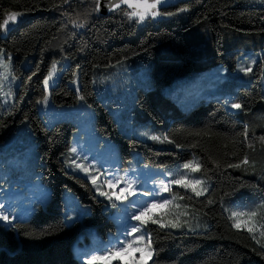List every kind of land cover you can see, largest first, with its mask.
<instances>
[{
  "label": "trees",
  "instance_id": "trees-1",
  "mask_svg": "<svg viewBox=\"0 0 264 264\" xmlns=\"http://www.w3.org/2000/svg\"><path fill=\"white\" fill-rule=\"evenodd\" d=\"M181 8L187 10L136 22L127 17L128 6L104 15L96 9V0H0V22L5 12L23 13V19L0 35V49L13 55L18 80L13 102L0 109V142L25 122L34 135L37 163L32 180L22 183L39 180L50 191L45 204L37 203L29 217L8 226L0 223V264H82L71 242L88 240L86 235L79 238L85 227L96 228L104 238L116 233L111 216L117 206L106 207L90 181L68 169L61 157L73 159L76 123L60 119L48 126L37 107L45 97V75L63 57L68 63L49 90L51 102L72 106L82 96L93 110L94 129L115 141L120 170L161 168L168 180L184 176L202 192L197 196L191 187L170 185V203L147 218L153 255L146 264H264V0H190L159 11ZM249 53L260 58L246 83L231 94L201 97L187 110L172 108L164 118L151 101V93L175 76L214 63L234 69ZM23 60L28 61L26 67ZM118 64L148 68L153 90L136 89V113L145 112L141 117L149 140L121 132L97 96L96 71ZM76 75L78 92L71 86ZM156 98L165 101L168 96ZM230 103L244 107L230 109ZM245 157L247 164L241 163ZM188 162L199 171L185 169ZM233 164L240 167H230ZM64 189L87 206L68 224ZM155 219L160 223L151 222ZM171 222L181 227L172 228Z\"/></svg>",
  "mask_w": 264,
  "mask_h": 264
},
{
  "label": "rangeland",
  "instance_id": "rangeland-1",
  "mask_svg": "<svg viewBox=\"0 0 264 264\" xmlns=\"http://www.w3.org/2000/svg\"><path fill=\"white\" fill-rule=\"evenodd\" d=\"M20 19H23V17L17 18L16 23ZM14 25L10 24L9 29ZM7 31L0 30V35H6ZM259 58L258 53H249L247 57H242L236 63L234 69H230L224 63H214L211 67L194 68L191 73L175 76L171 82L162 85L154 93H151V101L161 109L164 118L165 113L172 108L187 110L201 97L209 98L231 94L237 86L247 81V75L241 69L249 65L253 68L255 64H252V61L257 62ZM12 61L13 55L10 52L5 50L0 52V109L11 104L16 96L18 80L13 74ZM67 63V57L57 59L52 63L45 75L46 77L49 72L53 73L49 78L47 90H45L48 102L44 103V98H42L37 103L38 110L46 125L50 126L60 119H71L77 125L70 146V150L76 149V153H73V159L61 156L66 167L76 174L87 177L90 183L91 177L88 176L85 169L96 174L98 181H103L110 174H114L117 179H126L129 182L135 181L136 195L130 196L129 200L136 201V207H139L140 202L146 199L143 196L145 192L168 199V192H163L160 189L161 182L168 183L161 168L143 165L133 169L120 170L117 145L114 140L101 135L94 129L93 110L88 104L81 99L72 106H57L51 102L49 90L59 78L61 68ZM22 65L26 67L28 61L23 60ZM261 80L264 94V73ZM42 85L45 89L43 82ZM71 86L78 92L77 75L72 80ZM94 86L98 98L107 105L121 132L146 140L151 139L147 127L142 124L144 118L141 117V114L145 112L136 113V89L153 90L147 67L133 69L128 68L125 64H118L111 68L97 70L94 77ZM156 94H162L168 96V98L165 101H159ZM232 104H228L230 109H233ZM36 163L37 151L34 135L27 124L22 122L14 132L0 142V185L12 183L7 188H0V204L6 205V211L10 210L15 219L26 217L32 212L37 203L44 205L49 198L50 191L48 187L39 180L35 181L33 185L22 183L32 180L36 173ZM62 202L65 211L67 209L69 215L72 214V209L81 213L87 208L74 196L73 191L70 189H64ZM116 204L117 209L111 217L118 232L117 235L104 238L98 234L96 228L85 227L84 233L79 234V238L86 235L88 240L80 241L77 238L71 242L74 255L80 257L84 253L96 254L92 251L93 249H100L104 246L111 248L116 246L117 238L121 241L125 239L126 226L130 231V226L138 222L129 219L134 212L132 204L128 201H117ZM164 205L161 203L160 206L153 208L150 213L145 215V219L153 216ZM0 222L7 224L2 220ZM133 248L142 249L143 252L136 251L133 253L128 251L123 253L120 259L127 264H135L138 259H141V264H144L152 257L144 254L148 251L144 243L135 244ZM99 254L103 255V252ZM116 260L118 259L113 258L112 263Z\"/></svg>",
  "mask_w": 264,
  "mask_h": 264
},
{
  "label": "snow or ice",
  "instance_id": "snow-or-ice-1",
  "mask_svg": "<svg viewBox=\"0 0 264 264\" xmlns=\"http://www.w3.org/2000/svg\"><path fill=\"white\" fill-rule=\"evenodd\" d=\"M67 2V0H65ZM121 3L124 5H127L131 11L126 12V15L129 19H135L136 22H144L148 18H158V17H171L174 15H177V13L184 12L187 9L181 8L178 9L177 12H161L159 11V7L163 6L164 0H121ZM100 7V0H96V9L98 10ZM112 8L119 9L120 4H113ZM23 13L20 12H5V19L3 22H0V30L7 31L10 27V24H15L17 21V18L22 16ZM72 23L74 25H77V21L73 20ZM77 26H83L77 25ZM3 50H0L2 52ZM11 59L9 55V60ZM256 61L253 60L252 64H255ZM54 67V66H53ZM245 75L249 74L252 71V66L249 65L247 67H244L241 69ZM52 72H49L48 76L45 77L43 83L45 86V90H47V87L49 85V78L52 76ZM81 100H83V97H80ZM44 103L48 102V97H44ZM39 103V102H38ZM234 109H242L244 106L240 103H234L231 105ZM245 137L247 136V127L245 128ZM154 140H160L159 137H152ZM167 139V138H165ZM264 140V137L261 138ZM169 143H172V141H168ZM72 153H76V149L73 148L70 150ZM243 164H247L248 160L247 157L243 161H241ZM185 169L191 168L193 172L199 171V167H194L191 162L185 163L183 165ZM230 167H240V164H233L230 165ZM85 171L88 173V176L91 177V185L93 186L96 193H98L99 197H103L106 201V207L107 204L110 203L113 207L117 206L116 202H124L128 201L130 204L133 205L134 212L129 217L130 220L136 221L138 223L133 224L130 226V231L128 230V226H126L124 237L125 239L123 241L119 240L117 238V244L116 246H113L109 248L108 246H104L100 249H93L92 251L96 254H88L84 253L82 254V264H112L113 258L120 259L123 253L128 252L130 249L134 247L135 244L144 243L148 251L144 254L151 257L153 255L151 251V244L148 243L150 241L151 237L149 234H147L146 231V225L149 223L148 219H145V215L150 213L153 208H156L162 204H169L170 201L167 199H163L162 197H158L156 195H152L149 192L143 193V196L146 197V199H143L139 207H136V201H130V196L136 195L135 190V181H127L117 179L114 174H110L108 177H106L103 181H98L97 175L90 172L88 169H85ZM87 178V177H86ZM193 182L187 181L184 176H181L180 178H172L169 180L168 183L161 182L160 189L163 192H169L170 191V185H179L183 188H192V191L195 192L197 196H200L202 194L201 191L197 190L195 187H192ZM195 184L201 183L200 181H195ZM150 201V202H149ZM211 203V201H210ZM6 205L0 204V220L6 222L8 225L13 224V220L15 219V216L11 213V211H6ZM72 214H68V210L65 211V224L74 222L82 213L77 212L75 209H72ZM233 217L237 216V213L232 214ZM243 215V214H240ZM251 216H255L256 213L252 212L250 214ZM152 223H160L159 219H155L151 221ZM167 226V225H162ZM170 226L172 228H179L181 225L176 222H171ZM235 227L239 228L241 225L239 223H236L234 225ZM249 232H253L254 229L252 227H248ZM144 233L143 235H140V233ZM262 236H264V232L261 233ZM147 237V239H146ZM255 238V237H253ZM259 243V241H257ZM137 251L143 252L142 249H137ZM103 252V255H100L99 253ZM135 264H141V259H138Z\"/></svg>",
  "mask_w": 264,
  "mask_h": 264
},
{
  "label": "water",
  "instance_id": "water-1",
  "mask_svg": "<svg viewBox=\"0 0 264 264\" xmlns=\"http://www.w3.org/2000/svg\"><path fill=\"white\" fill-rule=\"evenodd\" d=\"M188 1L190 0H164L163 6H160L159 8H168L170 6L186 3ZM113 4H120V6H127L122 4L121 0H100L99 12L104 15L109 14L110 12L116 10L115 8H112Z\"/></svg>",
  "mask_w": 264,
  "mask_h": 264
},
{
  "label": "crops",
  "instance_id": "crops-1",
  "mask_svg": "<svg viewBox=\"0 0 264 264\" xmlns=\"http://www.w3.org/2000/svg\"><path fill=\"white\" fill-rule=\"evenodd\" d=\"M165 175H166V174H165ZM166 180H168L167 175H166ZM168 182H169V180H168ZM33 183H35V182H33ZM33 183H27V184H29V185H33ZM167 197H168L167 200H169V195H168ZM165 206H166V204H165L164 206H162V208H161L159 211H161ZM33 211H34V209H33L32 212H30L26 217H23V218H17V219H15V220H13V222L16 221V220H23V219L29 217V216L33 213ZM159 211H158V212H159ZM158 212H155L154 214H156V213H158ZM0 223H3V222H0ZM3 224H4V223H3ZM4 225L8 226V224H4ZM117 233H118V232L116 231L115 234L117 235ZM140 234L143 235L144 233L142 232V233H140ZM129 251L135 253V252L137 251V249H134V248H133V249H130ZM151 251H152V249H151ZM81 258H82V256H81ZM150 259H151V258H150ZM150 259H149V260H150ZM118 260L122 261L121 259H118ZM149 260H148V261H149ZM148 261H147V262H148ZM122 262L125 263V261H122ZM147 262H146V263H147ZM146 263H144V264H146ZM125 264H127V263H125Z\"/></svg>",
  "mask_w": 264,
  "mask_h": 264
}]
</instances>
